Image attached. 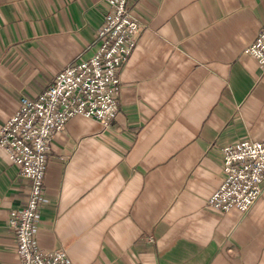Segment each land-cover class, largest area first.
Masks as SVG:
<instances>
[{"label": "crops", "instance_id": "obj_1", "mask_svg": "<svg viewBox=\"0 0 264 264\" xmlns=\"http://www.w3.org/2000/svg\"><path fill=\"white\" fill-rule=\"evenodd\" d=\"M142 26L110 125L52 133L35 243L73 264H264V189L246 212L208 201L224 146L264 143V70L246 55L264 0H128ZM100 0H0V128L88 59ZM30 181L0 148V264H21L13 209Z\"/></svg>", "mask_w": 264, "mask_h": 264}, {"label": "built area", "instance_id": "obj_2", "mask_svg": "<svg viewBox=\"0 0 264 264\" xmlns=\"http://www.w3.org/2000/svg\"><path fill=\"white\" fill-rule=\"evenodd\" d=\"M103 23L90 58L58 73L37 98L22 97L17 113L0 128V148L21 177L30 181L27 202L13 209L14 231L21 264H73L67 252L44 251L35 243L36 223L44 206V177L52 133L76 116L109 126L116 118L121 92L120 70L137 45L142 26L128 11V0H100ZM244 55L264 70V28ZM223 180L208 205L217 211L246 212L264 189V143L244 140L222 149Z\"/></svg>", "mask_w": 264, "mask_h": 264}]
</instances>
